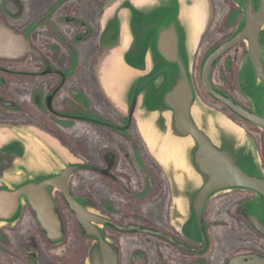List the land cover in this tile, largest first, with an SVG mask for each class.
Masks as SVG:
<instances>
[{
    "label": "flooded vegetation",
    "instance_id": "flooded-vegetation-1",
    "mask_svg": "<svg viewBox=\"0 0 264 264\" xmlns=\"http://www.w3.org/2000/svg\"><path fill=\"white\" fill-rule=\"evenodd\" d=\"M115 1L0 0V127L40 128L84 162L71 175L68 192L103 217L102 234L116 247L118 264H263L264 235L238 211L253 191L210 198L202 230L189 232L175 222L169 173L137 115L118 105L103 81V63L116 46L102 41L104 14ZM210 2L194 83L206 103L250 132L264 165V132L203 86L208 55L243 16L234 0ZM245 52L244 42L228 49L214 61L210 78L218 93L253 110L238 82ZM14 163V156L0 153V178ZM54 202L60 222L55 233L30 202L18 220L0 226V264H86L95 237L63 190L55 191Z\"/></svg>",
    "mask_w": 264,
    "mask_h": 264
},
{
    "label": "water",
    "instance_id": "water-1",
    "mask_svg": "<svg viewBox=\"0 0 264 264\" xmlns=\"http://www.w3.org/2000/svg\"><path fill=\"white\" fill-rule=\"evenodd\" d=\"M234 1L243 16L208 55L203 86L264 132V0ZM210 15V0H116L104 14L102 41L116 46L103 63V81L112 99L137 115L142 135L154 141L157 152L167 155L174 144L182 149L175 158L182 169L160 163L172 181L173 218L179 226L202 230L209 199L242 189L255 196L238 211L264 235V165L256 142L246 128L206 103L194 83L195 56ZM241 42L247 49L238 82L253 110L218 93L210 78L214 61ZM0 153L15 157L0 178V226L18 220L30 202L55 233L60 222L54 194L61 189L96 239L86 264H118L116 247L102 234L103 217L68 192L81 159L34 126L0 127ZM260 261L264 264V258Z\"/></svg>",
    "mask_w": 264,
    "mask_h": 264
},
{
    "label": "bare ground",
    "instance_id": "bare-ground-1",
    "mask_svg": "<svg viewBox=\"0 0 264 264\" xmlns=\"http://www.w3.org/2000/svg\"><path fill=\"white\" fill-rule=\"evenodd\" d=\"M145 139L148 142L154 156L159 161V163L164 164L165 166H167L170 169L176 170V167H178L180 165L179 160L175 159V158H177L176 155L182 153V149L179 147V145L174 144L171 149H167L168 154L164 155L163 153L157 152L155 145H154V141L150 137H145ZM167 156H170L171 160H173V164H174L173 166L168 164V160L166 158Z\"/></svg>",
    "mask_w": 264,
    "mask_h": 264
},
{
    "label": "rangeland",
    "instance_id": "rangeland-1",
    "mask_svg": "<svg viewBox=\"0 0 264 264\" xmlns=\"http://www.w3.org/2000/svg\"><path fill=\"white\" fill-rule=\"evenodd\" d=\"M210 9H211V2H210ZM211 15H212V9H211ZM211 15H210V19H211ZM210 22V21H209ZM245 44V43H244ZM246 45V44H245ZM246 47V46H245ZM244 47V48H245ZM247 49V48H246ZM245 54H246V52H245ZM245 54H244V56H245ZM244 56H243V58H244ZM243 58H242V60H243ZM242 60H241V62H242ZM240 65H241V63H240ZM239 69H240V66H239ZM255 140V139H254ZM257 146V145H256ZM258 148V147H257ZM8 170V169H7Z\"/></svg>",
    "mask_w": 264,
    "mask_h": 264
},
{
    "label": "trees",
    "instance_id": "trees-1",
    "mask_svg": "<svg viewBox=\"0 0 264 264\" xmlns=\"http://www.w3.org/2000/svg\"><path fill=\"white\" fill-rule=\"evenodd\" d=\"M246 45L244 44V47H245ZM208 53V52H207ZM207 55V54H206ZM206 55H203V57L201 58V63L204 61V59H205V57H206ZM198 60V59H197Z\"/></svg>",
    "mask_w": 264,
    "mask_h": 264
}]
</instances>
